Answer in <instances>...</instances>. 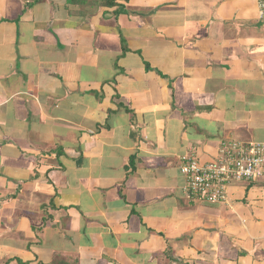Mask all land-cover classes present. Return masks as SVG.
Segmentation results:
<instances>
[{
	"label": "crops",
	"instance_id": "obj_1",
	"mask_svg": "<svg viewBox=\"0 0 264 264\" xmlns=\"http://www.w3.org/2000/svg\"><path fill=\"white\" fill-rule=\"evenodd\" d=\"M70 1L0 0V264H264V177L181 172L264 144L258 0Z\"/></svg>",
	"mask_w": 264,
	"mask_h": 264
},
{
	"label": "built area",
	"instance_id": "obj_2",
	"mask_svg": "<svg viewBox=\"0 0 264 264\" xmlns=\"http://www.w3.org/2000/svg\"><path fill=\"white\" fill-rule=\"evenodd\" d=\"M259 17L264 19V0H258ZM181 172L188 180V190L208 203L227 200L229 187L237 182H253L264 177V144L222 143L215 159L201 164L183 157Z\"/></svg>",
	"mask_w": 264,
	"mask_h": 264
},
{
	"label": "trees",
	"instance_id": "obj_3",
	"mask_svg": "<svg viewBox=\"0 0 264 264\" xmlns=\"http://www.w3.org/2000/svg\"><path fill=\"white\" fill-rule=\"evenodd\" d=\"M70 2H74L73 0H71ZM75 2H78L77 0H75Z\"/></svg>",
	"mask_w": 264,
	"mask_h": 264
}]
</instances>
